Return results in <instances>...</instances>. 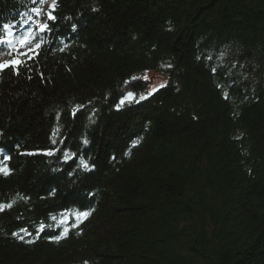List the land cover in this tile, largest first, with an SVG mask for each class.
<instances>
[{
	"label": "trees",
	"instance_id": "trees-1",
	"mask_svg": "<svg viewBox=\"0 0 264 264\" xmlns=\"http://www.w3.org/2000/svg\"><path fill=\"white\" fill-rule=\"evenodd\" d=\"M32 7L0 0V25L22 30ZM58 12L44 40L68 47L45 43L19 76L0 74V160L14 168L0 175L13 205L0 264H264V0H59ZM150 72L169 88L117 111ZM52 141L70 162L97 161L88 181L71 183L62 158L25 155ZM88 191L80 234L50 240ZM21 228L35 234L21 241Z\"/></svg>",
	"mask_w": 264,
	"mask_h": 264
},
{
	"label": "snow or ice",
	"instance_id": "snow-or-ice-1",
	"mask_svg": "<svg viewBox=\"0 0 264 264\" xmlns=\"http://www.w3.org/2000/svg\"><path fill=\"white\" fill-rule=\"evenodd\" d=\"M33 7L30 9L31 15H28L21 23L24 26L22 30H16V26L9 23H4L0 25V30L3 34L0 35V55H8L9 59L0 61V74L7 73L11 71L13 75L19 76L21 74V69L26 67L29 62H35L40 55L43 53L44 45L47 43L50 47H57L60 51H64L68 47L66 42L53 40H44V36L52 33L54 36L59 32L57 25L59 24L62 17L59 12V0H52V3L48 5L47 10H45L46 0H32ZM91 11L97 12L99 9L95 6L91 8ZM81 15H83L81 13ZM66 19L71 20V17H66ZM34 25V26H33ZM78 28L77 24H72L71 31L76 32ZM62 45V46H61ZM166 69H172L174 65L169 62ZM215 71V70H211ZM40 78L44 79L43 73H40ZM31 79V77H29ZM140 78L132 77L131 80L125 81V85L132 84L133 80H138ZM144 89L143 93H137L134 91L124 92L118 103L115 105L117 111L122 107L130 108L133 105H142L144 102L151 101L158 94L167 90L170 86V82L162 81L158 84L153 83L152 77L148 75L143 76ZM227 98V97H225ZM196 117H194L195 119ZM141 138H137L133 146H138L141 143ZM57 141H52L53 147L48 149H41L36 153H25V155H45L47 157H56L57 160H61L64 164H68L71 168L67 172L69 177L74 179L70 181L73 184L85 183L91 178L93 172L96 171L98 163L92 157L85 155H80L79 152L72 154L71 162L69 158V153L65 152L63 149H56L54 145ZM85 144L88 143L87 140L84 141ZM62 154V157H61ZM125 155L128 153L125 152ZM12 159L11 155L3 156L0 160V175L8 177L14 172V168L10 166L8 162ZM117 156L110 154L109 160L115 161ZM53 171H63V169H52ZM56 188L50 190V195H55ZM95 193L88 191L86 193L85 199L80 202V211L75 213L74 218L68 214H61L59 219V225L62 226L61 229L54 232L49 239L53 242L59 243L62 239H67L70 233L75 229L77 234L81 225L86 222L94 213L95 209L91 207V200L89 197L94 198ZM13 207L12 203H0V213L5 212V210L11 209ZM56 220V217L52 218ZM67 225V226H65ZM45 230V226L41 224L39 228L36 229L37 232ZM20 233H24L21 235ZM34 232H30L26 228H21L20 232H14L17 239L21 241L25 240V235L32 236ZM28 243H35V241L29 239ZM87 264V261H85Z\"/></svg>",
	"mask_w": 264,
	"mask_h": 264
},
{
	"label": "rangeland",
	"instance_id": "rangeland-1",
	"mask_svg": "<svg viewBox=\"0 0 264 264\" xmlns=\"http://www.w3.org/2000/svg\"><path fill=\"white\" fill-rule=\"evenodd\" d=\"M9 56H2L0 57V61L7 60ZM148 76L152 77L153 83H160L162 81H166V78L160 74H156L154 72H150L147 74Z\"/></svg>",
	"mask_w": 264,
	"mask_h": 264
}]
</instances>
